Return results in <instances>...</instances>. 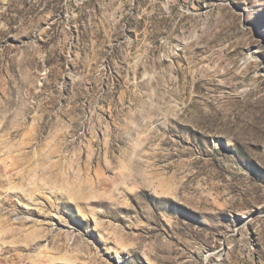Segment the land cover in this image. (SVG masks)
Returning a JSON list of instances; mask_svg holds the SVG:
<instances>
[{"label": "rangeland", "instance_id": "1", "mask_svg": "<svg viewBox=\"0 0 264 264\" xmlns=\"http://www.w3.org/2000/svg\"><path fill=\"white\" fill-rule=\"evenodd\" d=\"M0 264H264V0H0Z\"/></svg>", "mask_w": 264, "mask_h": 264}]
</instances>
